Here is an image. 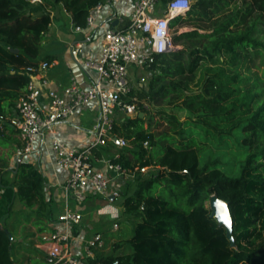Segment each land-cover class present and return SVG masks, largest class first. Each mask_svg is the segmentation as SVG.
Returning <instances> with one entry per match:
<instances>
[{"label":"trees","instance_id":"obj_1","mask_svg":"<svg viewBox=\"0 0 264 264\" xmlns=\"http://www.w3.org/2000/svg\"><path fill=\"white\" fill-rule=\"evenodd\" d=\"M104 1L0 0V115L15 109L33 79L27 70L42 62L52 11L62 5L74 28H86ZM190 1V11L170 22L176 49L146 67L151 79L143 101L150 111L122 122L126 134L115 125L130 147L113 163L156 171L148 178L137 172V189L123 202L124 213L138 220L131 252L98 254L83 264H264V0ZM176 109L190 117L182 120ZM192 129L236 137L243 161L224 169V155L206 154L209 142ZM12 172L9 183L0 165V264H17L20 243L4 221L15 202L35 214L36 226L54 205L32 163L18 162ZM212 194L228 203L234 244L211 216Z\"/></svg>","mask_w":264,"mask_h":264},{"label":"built area","instance_id":"obj_2","mask_svg":"<svg viewBox=\"0 0 264 264\" xmlns=\"http://www.w3.org/2000/svg\"><path fill=\"white\" fill-rule=\"evenodd\" d=\"M164 1L163 11L156 14L159 4ZM133 5L130 24L105 33L102 52L96 61L82 58V44L72 47L71 54L75 62L84 71L96 73V81L90 89L81 87L74 79L61 91L51 89L47 74L57 66V62L42 61L38 67L27 70L33 79L25 94L17 101L14 112L0 115V129L5 125L14 128L23 143V153L31 154L40 137L54 134L56 127L67 124L77 110L93 103L98 106V120L88 131V141L82 148H69L58 138L52 140L55 165L66 171L69 177L62 187L65 204L57 225L40 236L39 247L45 256L44 264H83L82 259H94L97 251L104 250L106 238L103 233L82 237L80 231L86 217L81 205L89 194L102 196L105 200H109V196L120 197L118 191H110L112 180L95 167V153L110 144L120 148L127 146L125 139L118 138L115 133L117 117L122 115L125 121L143 115L144 110L150 111L149 105L136 95L129 77L130 68L150 67L155 62V56L175 50L170 22L177 16L186 15L191 9L189 0H133ZM102 8L99 4L93 9L87 29L94 25ZM84 30L75 28L77 33H83ZM44 93L47 101L42 105ZM119 157L117 155L114 159ZM102 162L109 172L122 180L134 178L137 172L145 174L149 171L147 167L129 170L112 160ZM72 198L77 201L78 207L71 205ZM99 214H111L114 220L119 218V213L110 205L100 209ZM119 229V223H113L112 232ZM113 264L120 263L116 260Z\"/></svg>","mask_w":264,"mask_h":264},{"label":"crops","instance_id":"obj_3","mask_svg":"<svg viewBox=\"0 0 264 264\" xmlns=\"http://www.w3.org/2000/svg\"><path fill=\"white\" fill-rule=\"evenodd\" d=\"M100 4L103 8L101 13L96 16L94 25L90 29L85 28L83 33H77L75 31L72 23V17L65 11L62 5H60L55 11H52V23L50 30L45 35V38L42 42L44 45L45 54L43 57L40 54V58L43 59L42 61H46L44 59L49 57L48 61L57 62V66L51 69L47 74L51 89L61 91L62 87L68 86L72 79L76 80L81 87L90 89L96 81V73L94 71H84L75 62L71 54L72 47L78 43L82 44V58L96 61L102 52V41L105 33L110 30L122 29L130 24L134 13L133 0H106ZM93 9L91 10L90 14L93 13ZM57 10L60 11L61 18H64V21L67 24L65 27L62 25L60 17L59 20L55 18V12ZM116 22L117 24L115 28H113V24ZM142 70L143 68L137 66L130 68L129 77L135 89L138 83L137 80L142 82V79H140ZM138 86H142V84H138ZM46 101V94L44 93L41 98L42 105H45ZM9 113L12 112H8L7 114ZM139 116L141 118H145L144 114H140ZM98 117L99 110L95 103L77 110L75 115L68 121L67 124L56 127L54 134H48L44 137H40L35 144L33 153L31 154L23 153V143L19 138L18 132L11 126L5 125L3 129H0V165L4 166L7 171L5 179L9 183L14 182L15 174L12 172V169L15 168L18 162L24 161L32 163L44 174L46 178L48 198L51 197L53 201L62 203L60 205V215L63 212L65 204L62 187L66 184L69 174L66 171H62L56 167L55 155L52 151V140L53 138H58L65 145H67V147L80 149L87 143L88 131H90L96 124ZM122 117V115L117 117L116 124H118L119 121H121L120 123L124 122V117ZM111 145L116 144H110L108 147L96 151L94 164L97 169L104 171L112 180L110 191L114 192L120 189L121 184L125 183V180H122L116 177L113 173L109 172L106 168V165L102 162L109 160L106 159L101 153H103L106 149L108 150ZM117 155H114L110 160H113ZM93 196L97 195L89 194L87 196L86 202L81 205L86 215L84 227L80 229L82 237H89V231H93L92 234L100 232L98 231L99 228H97L96 225L99 223L95 218L96 216L101 215L99 214V210L102 208L95 212L92 211L93 209L91 207L86 206L89 201H93ZM111 197L113 196H109V199ZM118 200L119 197L114 198L110 202L116 203ZM19 204L21 203L19 202ZM71 205L73 207L79 206L74 198L71 199ZM22 207L24 210H27L23 205ZM112 208L118 212L117 207ZM58 217L56 222L52 223L51 227L47 230H44L43 232L53 230L57 225L56 223L58 222ZM105 241L106 244L104 250L97 251L96 255H104L109 250L107 245L108 239ZM40 251L42 252L41 249ZM120 251H118L116 254L122 255L123 253H120ZM39 264H44V261L43 263Z\"/></svg>","mask_w":264,"mask_h":264},{"label":"rangeland","instance_id":"obj_4","mask_svg":"<svg viewBox=\"0 0 264 264\" xmlns=\"http://www.w3.org/2000/svg\"><path fill=\"white\" fill-rule=\"evenodd\" d=\"M33 1V0H31ZM190 1V0H189ZM164 9V3H160L158 6V10L156 14H160ZM55 18L62 22V25L65 27L67 24L64 21V18H61L60 11L55 12ZM191 28H184L183 31H188ZM264 39V38H263ZM40 54L43 57L45 54V49L43 43L40 47ZM140 79H142V82H139L140 80H137V86H136V95L140 101H143L144 99V91L147 90L148 83L151 79V72L148 68H143ZM138 84H142V86H138ZM175 112L178 113L180 118L182 120L187 119L190 117V115L186 112L180 111L179 109H176ZM150 116H154V110L152 113H149ZM117 116V115H116ZM123 118V117H122ZM150 121V120H149ZM149 121L147 122V126L149 125ZM119 121L118 127L120 130L126 134L128 131L124 127V125H121ZM192 132L198 136L199 139H206L209 144L210 148L206 151V154H210L211 152H215L218 155H224L222 158V161L226 163L227 166L224 167V169H228L231 171H234L232 169L231 164H239L243 161L244 152L239 149V143L237 142L236 137H207L205 134L198 129H192ZM119 136V134H116ZM125 141L127 142V146L124 148H119L116 145H111V147L107 150H105L103 153H101L106 159H112L114 155H122L129 149L128 140L123 137ZM149 172V173H148ZM147 173L144 174V178H148L152 174H155L156 171L149 170ZM123 184V185H122ZM120 189L118 190V193L120 195L119 200L116 203H111L109 200H105L102 198V196H93L92 202H88L86 205L87 207H91L93 210L97 212L98 209L104 208L106 206L117 207L119 212V218L114 220L112 218L111 214H104L96 216V220L99 224L97 225L98 231L102 232L106 239H108V247L109 250L104 255H111L113 253H117L120 251V253L127 254L131 250L129 246V239L132 237L134 233V228L138 222V220L134 217L128 216L124 213L123 208V202L126 195H130L134 193L137 189V182L134 178H129L125 180V183H122ZM120 191L123 192L120 194ZM124 194V195H123ZM113 202V201H112ZM4 204V202H1ZM62 203H58L54 201V205L51 210V214L48 217V221H43L40 225L36 226V217L35 214L31 212V210H24L22 207V204H19V202H15L12 211L10 214L5 217L4 221L8 227V229L11 231L14 238L17 240V242L20 243V245H16L15 251H14V258L17 262V264H39L43 263L44 261V254L40 251L39 248V239L42 234L40 231L41 229L47 230L52 225V220L57 219L59 212H60V205ZM85 206V205H84ZM208 206L209 202H208ZM96 215V214H95ZM96 221V222H97ZM118 222L120 225V229L117 232H112V225L113 223ZM95 227V226H93ZM88 231V230H87ZM93 231H89L88 235H91ZM118 250V251H117Z\"/></svg>","mask_w":264,"mask_h":264},{"label":"water","instance_id":"obj_5","mask_svg":"<svg viewBox=\"0 0 264 264\" xmlns=\"http://www.w3.org/2000/svg\"><path fill=\"white\" fill-rule=\"evenodd\" d=\"M117 22L113 24V28H115ZM17 52V51H16ZM111 200L114 197L110 198ZM210 209L212 211V218L216 219L220 226H223L227 232V237L232 244H234L233 239V222L231 213L229 211L228 203L224 200L220 199L216 194H212L209 200ZM9 233V231H7ZM9 238L16 242V239L12 234L9 235Z\"/></svg>","mask_w":264,"mask_h":264}]
</instances>
